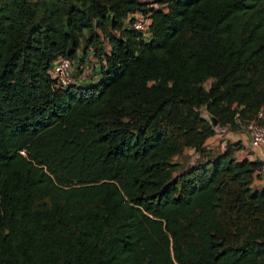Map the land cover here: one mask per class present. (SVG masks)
<instances>
[{"label": "trees", "instance_id": "16d2710c", "mask_svg": "<svg viewBox=\"0 0 264 264\" xmlns=\"http://www.w3.org/2000/svg\"><path fill=\"white\" fill-rule=\"evenodd\" d=\"M154 2L0 0V264H264V162L206 145L264 108V0Z\"/></svg>", "mask_w": 264, "mask_h": 264}, {"label": "built area", "instance_id": "2783aa9c", "mask_svg": "<svg viewBox=\"0 0 264 264\" xmlns=\"http://www.w3.org/2000/svg\"><path fill=\"white\" fill-rule=\"evenodd\" d=\"M124 28L130 30H136L140 32L143 39L149 40L151 37L150 25L151 17L150 12L144 14L142 12H133L128 14L123 22ZM76 62L74 59L63 57L53 62L50 68V76L54 80V84L57 87H67L72 84H79V78H76ZM258 121H249L245 124H241L240 128L247 130L245 132L247 149L252 151H262L260 159L264 162V108H261L258 114ZM224 128H230L229 126H222ZM221 127H216L219 129ZM216 133V131H215ZM258 182L259 187L264 186V163L255 171V177L253 183ZM254 186V184H253Z\"/></svg>", "mask_w": 264, "mask_h": 264}, {"label": "rangeland", "instance_id": "374dc122", "mask_svg": "<svg viewBox=\"0 0 264 264\" xmlns=\"http://www.w3.org/2000/svg\"><path fill=\"white\" fill-rule=\"evenodd\" d=\"M141 1H146L148 2L150 5H153L155 2L154 0H141ZM103 47L105 48V50H108L109 47L107 45L106 42L103 43ZM75 62H76V66H77V70H76V78H79V84L85 83V80H87L88 82H90V80L97 79L98 75H100L101 73V64L98 60V58L96 57V51L95 49H93L92 47H90L89 49H87L86 51H84L83 49H79L78 53H77V57L74 58ZM96 64V67H95ZM211 79L207 80L204 85L205 87H208L210 85ZM241 128H237V126L235 127H230L228 131H235V130H240ZM243 132H247V130L245 129V127L243 128ZM240 142V141H239ZM238 144L237 141H233L232 144ZM228 144V142L226 143ZM218 145H220V141H218ZM226 146V145H225ZM220 148L218 149V146L216 149H213V155L215 156L217 153H219ZM192 151L191 150H186V152L184 151L183 156L186 158H189L191 155ZM183 156H180L179 158H174V161H178V159H182ZM256 187V186H254Z\"/></svg>", "mask_w": 264, "mask_h": 264}, {"label": "crops", "instance_id": "0c3cea01", "mask_svg": "<svg viewBox=\"0 0 264 264\" xmlns=\"http://www.w3.org/2000/svg\"><path fill=\"white\" fill-rule=\"evenodd\" d=\"M95 67H96V64H95ZM228 130H229L228 128H224V127L216 129V133L207 140L206 142L207 147L209 149H216L218 146V149L220 148L219 152H224L228 145L232 144L233 141H237L239 145L237 149L234 150V157L237 160H243V159H248L250 161H254L256 159L261 160L260 154L262 153V151H259V150L252 151L246 148L245 146L246 137L243 132V128H241L240 130H235V131H228ZM218 141H220V145H218ZM227 142L228 144H226ZM263 153H264V149H263ZM192 154L193 152L191 153V155ZM253 184L256 187L260 186L258 182H254Z\"/></svg>", "mask_w": 264, "mask_h": 264}, {"label": "water", "instance_id": "95a60500", "mask_svg": "<svg viewBox=\"0 0 264 264\" xmlns=\"http://www.w3.org/2000/svg\"><path fill=\"white\" fill-rule=\"evenodd\" d=\"M208 118H209V120L211 122V125L214 126V127H216L217 124H218L217 119L214 116H211V115H208Z\"/></svg>", "mask_w": 264, "mask_h": 264}]
</instances>
